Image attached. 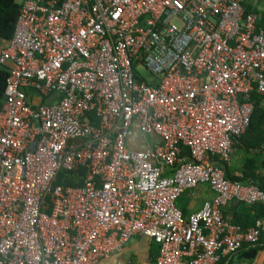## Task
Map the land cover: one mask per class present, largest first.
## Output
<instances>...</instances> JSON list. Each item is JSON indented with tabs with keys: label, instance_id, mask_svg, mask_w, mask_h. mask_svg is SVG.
<instances>
[{
	"label": "built area",
	"instance_id": "built-area-1",
	"mask_svg": "<svg viewBox=\"0 0 264 264\" xmlns=\"http://www.w3.org/2000/svg\"><path fill=\"white\" fill-rule=\"evenodd\" d=\"M245 1L23 0L0 47V264H98L136 235L158 243L156 264H218L260 242L264 218L223 213L264 205L223 165L253 93L264 106V30ZM135 123L158 138L129 147ZM202 183L214 198L186 216L177 200Z\"/></svg>",
	"mask_w": 264,
	"mask_h": 264
},
{
	"label": "crops",
	"instance_id": "crops-1",
	"mask_svg": "<svg viewBox=\"0 0 264 264\" xmlns=\"http://www.w3.org/2000/svg\"><path fill=\"white\" fill-rule=\"evenodd\" d=\"M17 2L20 3L21 10L23 0H17ZM244 5L246 10L256 13L257 27L264 30V0H246ZM8 41L0 40V47ZM8 66L11 67V63ZM27 90L31 97L34 96L35 102L50 103L58 97L57 95L41 97L33 90ZM156 138L158 137L153 134H142L138 123H135L132 136L127 143L133 149H142L152 144L150 140L155 141ZM223 165L226 175L231 179L240 180L246 184L259 182L264 185V106L262 102L253 116L252 125L237 139L230 160ZM214 195V190L208 184L202 183L181 195L177 205L188 216L199 210L206 200H212ZM256 204L233 200L224 207L223 213L228 221L248 228V226L251 227L249 224H252L254 218L255 221L264 218ZM158 253V243L144 235H136L126 243L120 253L105 257L98 264H156ZM218 264H264V236L259 243L245 245L233 253H223Z\"/></svg>",
	"mask_w": 264,
	"mask_h": 264
},
{
	"label": "trees",
	"instance_id": "trees-1",
	"mask_svg": "<svg viewBox=\"0 0 264 264\" xmlns=\"http://www.w3.org/2000/svg\"><path fill=\"white\" fill-rule=\"evenodd\" d=\"M19 10H20V3H18L17 0H0V40L8 41L12 38L11 36L13 35L15 22L19 14ZM9 73H10V67L8 65L0 66V105L4 101V90ZM252 98L255 101L256 107L251 116V121L249 126L252 125L253 116L255 115L256 110L260 107V104L262 102V98L258 93H253ZM257 185L262 189H264V185L262 183L258 182ZM256 205L260 210L259 213H261L264 216V205L261 203H257ZM254 221L255 218L252 221V224L249 225L251 226L254 225L256 222ZM262 236H264V233L262 234Z\"/></svg>",
	"mask_w": 264,
	"mask_h": 264
},
{
	"label": "rangeland",
	"instance_id": "rangeland-1",
	"mask_svg": "<svg viewBox=\"0 0 264 264\" xmlns=\"http://www.w3.org/2000/svg\"><path fill=\"white\" fill-rule=\"evenodd\" d=\"M34 97V96H33ZM150 142H153V139L152 140H150Z\"/></svg>",
	"mask_w": 264,
	"mask_h": 264
}]
</instances>
